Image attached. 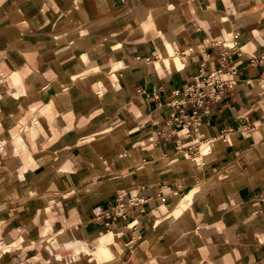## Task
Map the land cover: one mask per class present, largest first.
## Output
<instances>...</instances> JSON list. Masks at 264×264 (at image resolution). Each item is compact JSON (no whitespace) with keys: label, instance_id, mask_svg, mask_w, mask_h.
Listing matches in <instances>:
<instances>
[{"label":"crops","instance_id":"crops-1","mask_svg":"<svg viewBox=\"0 0 264 264\" xmlns=\"http://www.w3.org/2000/svg\"><path fill=\"white\" fill-rule=\"evenodd\" d=\"M0 264H264V0H0Z\"/></svg>","mask_w":264,"mask_h":264},{"label":"bare ground","instance_id":"bare-ground-1","mask_svg":"<svg viewBox=\"0 0 264 264\" xmlns=\"http://www.w3.org/2000/svg\"><path fill=\"white\" fill-rule=\"evenodd\" d=\"M251 7H252V4H251ZM246 22H247V20H246ZM141 35H143V34H141ZM172 48L173 47H171L170 44L167 43V48L160 51L159 54L161 55V57H162L163 60H162V62L157 63L158 66L164 65V66H166L168 68H174V69H177V68L181 67L182 63H181L180 57L178 56V54L175 53V51ZM117 67H120V66H117ZM96 136L98 137L100 135L99 134H96ZM20 140H21V137H19V142H20ZM208 153H209V145L206 144V143H203L201 145L200 151L196 155H194L193 157H189V160H190V162L192 164H199L202 161L203 158H206V156H207ZM209 156H208V158H209ZM130 157H131V155H130ZM133 160L136 163H140L141 162V158H140V156L137 153L134 155V159ZM153 165H154L153 163H147L145 166H143V170H145V171H151L152 168H153ZM189 197H191V196H189ZM189 197H187V199H189ZM182 205L184 206V203H182ZM180 211H181V209H178L175 213H180ZM109 238H111V235H109ZM109 238L103 237L101 239V243L98 246V255H99L100 258H110L112 256L111 255V250H110V248L108 246V239ZM76 242H77L76 237H74L72 235H68V241L64 242V245L65 246H70V245L72 246V245H75ZM75 247H76V249L78 251L81 250V249L82 250H88V246H87V242L86 241H82L80 244L76 245Z\"/></svg>","mask_w":264,"mask_h":264},{"label":"built area","instance_id":"built-area-1","mask_svg":"<svg viewBox=\"0 0 264 264\" xmlns=\"http://www.w3.org/2000/svg\"><path fill=\"white\" fill-rule=\"evenodd\" d=\"M223 67L224 65L222 64L221 68L214 70L210 74L204 76L200 82H197L196 86L192 85L188 87V89L184 92L186 93L185 97L179 102L176 101V103H187L190 102L191 99L198 102L199 100H202L203 96H211L212 92H222L225 86L233 87L234 85H236L235 78L226 77L227 75H236V72L234 70L224 71ZM219 93L214 94L213 98L218 99L220 97ZM187 154L189 156L193 154V152H189ZM123 211V206L118 204L115 208L112 209V211L107 212L104 216L111 218L113 216L122 214Z\"/></svg>","mask_w":264,"mask_h":264},{"label":"rangeland","instance_id":"rangeland-1","mask_svg":"<svg viewBox=\"0 0 264 264\" xmlns=\"http://www.w3.org/2000/svg\"><path fill=\"white\" fill-rule=\"evenodd\" d=\"M181 212V211H180ZM176 214H179V213H176Z\"/></svg>","mask_w":264,"mask_h":264}]
</instances>
